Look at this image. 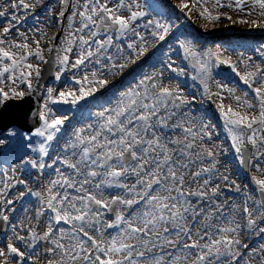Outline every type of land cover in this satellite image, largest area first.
Masks as SVG:
<instances>
[{"label":"snow or ice","instance_id":"snow-or-ice-1","mask_svg":"<svg viewBox=\"0 0 264 264\" xmlns=\"http://www.w3.org/2000/svg\"><path fill=\"white\" fill-rule=\"evenodd\" d=\"M177 10L188 20L264 30V0H0V124L34 122L7 136L29 145L36 138L37 158L25 163L38 174L34 189L31 176L0 169V264H264V42L201 50L181 35L160 59L154 50L173 33ZM33 16L39 26L28 24ZM177 50L187 69L172 58ZM146 61L150 73L133 67ZM45 66L56 82L69 78L37 96ZM221 66L246 88L238 94L215 80ZM187 70L202 89L199 104L214 103L230 148L214 142L216 125L193 110L196 94L179 80ZM33 97L43 102L33 108ZM77 111L90 122L65 139L68 112ZM230 150L253 171L254 194L219 174L218 158ZM222 184L242 200L220 202ZM26 196L35 204L15 216L13 204ZM253 233L259 246L247 239Z\"/></svg>","mask_w":264,"mask_h":264},{"label":"rangeland","instance_id":"rangeland-1","mask_svg":"<svg viewBox=\"0 0 264 264\" xmlns=\"http://www.w3.org/2000/svg\"><path fill=\"white\" fill-rule=\"evenodd\" d=\"M140 2L142 3V4H144L145 2H146V0H140ZM153 2H159V3H165V4H167V3H172V4H174L175 2H176V0H147V3H153ZM46 3H48V4H50V5H56V3H57V0H46ZM43 10H44V12L46 11V9L45 8H43ZM147 10V9H146ZM245 11H247V9H245ZM176 16L177 17H179V19L178 20H176L174 23H175V25H176V27L178 28H180L179 29V33H183V32H185L186 30H188V29H190L191 30V32L192 33H194L198 38L195 40L196 41V47L197 48H199V49H201V50H203L204 49V47H205V49H207V48H209V47H213V46H217L218 45V42H221V43H225L226 41L228 42V34H226V33H215L214 31H220V30H215V28H220L221 29V32H223L222 30H223V27H225L226 26V24L228 23V22H230L229 20H227V19H224V18H222L221 19V21H219V22H215V23H213V22H207V21H203V20H200V19H197L195 16L193 17V18H195L196 20H197V29L196 28H192L191 27V24H189V21L188 20H186L187 19V17H185V16H183L181 13H179V11L177 10L176 11ZM228 14L229 15H231L232 17H233V19L234 20H240V19H249V17H247L246 15H243V14H241V15H237L235 12H231V11H229L228 12ZM67 15H70V12H68V13H66V16ZM41 17V16H40ZM43 17L44 16H42V20H43ZM34 19H35V17H33ZM256 17H252V19H255ZM77 19H78V17H77ZM2 22H4V21H2V20H0V23H2ZM33 22V21H32ZM28 24H31V22H28ZM63 25L66 27V25H67V19L65 18L64 19V21H63ZM78 26V25H77ZM234 27L235 26H237V27H239V26H244V24H240V23H234V25H233ZM59 27V26H58ZM25 29V26H21V30L23 31ZM55 28H50V29H47L48 30V34H49V36H52L54 33H56L57 32V29H55ZM254 29H258V28H254ZM174 31V30H173ZM257 34V33H256ZM260 36V37H259ZM176 37H178V35L177 34H175L174 32L170 35V37H168V38H166V41H164V42H161V44L160 45H158L157 46V48L158 47H160L159 49H160V53H158V57H160V59H163V55H162V53H161V50H163V49H168V44L169 43H173L174 42V40L176 39ZM256 37H258V38H264V35H256ZM57 43H59V40H57L56 41ZM208 42H213V44H210V45H208L209 43ZM213 45V46H212ZM174 47H175V45H174ZM162 48V49H161ZM241 48V47H240ZM240 48H237V51H245L246 50V48H244V49H240ZM214 49V48H213ZM250 54H253V53H251L250 52ZM180 55V53H179V51L177 50V52H176V54L172 57L173 59H176L177 60V63L181 66V67H185L186 69H187V63L185 62V61H183L182 59H178V56ZM148 61H146L145 63H143V64H141V66H143V65H145L146 63H147ZM148 65H149V62H148ZM140 66V65H139ZM137 68H139V67H137ZM136 68V69H137ZM187 71H189L190 72V70H187ZM150 73V72H149ZM187 74V73H186ZM190 74V73H189ZM214 79H216V80H223V82L224 83H227L228 85H232L233 86V84H236V85H239V90H244L245 88H246V86L245 85H243L242 83H240L239 82V78L238 77H235V75L234 74H232L231 72H230V70L229 69H227V68H225V67H223V66H221V68H219V69H215L214 70ZM225 75H227V77H228V79H226V80H224L223 78H224V76ZM184 77V76H183ZM69 78V76L66 74L65 75V77L63 78V79H68ZM189 78H190V76H189ZM63 79H62V81L61 82H56L55 80H54V82L52 83V84H50L49 86H57V87H59V86H61L62 84H63ZM191 81V80H190ZM182 84V83H181ZM191 84L193 85V91H189V89H187L186 88V86H182V87H184V88H186L187 90H185V92H186V94L187 93H191V94H196V102L193 104V107H197V105L199 106V100L201 99V97H200V95H199V93L202 91V89H200V87H199V85H198V83L197 82H194V81H192L191 82ZM183 85V84H182ZM189 87H190V83H189V85H188ZM48 87V86H47ZM46 87V88H47ZM188 87V88H189ZM231 87V86H230ZM46 90V89H45ZM213 90H215V86L213 85ZM238 94H239V91H238ZM191 98V97H190ZM43 101L42 100H40L39 101V103H42ZM206 105H207V107H209V109L212 111V113H210V117L208 116V117H206V122L210 119L211 120V122L212 123H214L215 125H216V129H215V131H217V132H215L216 133V135L218 134V136H219V138H215L216 137V135L215 134H213L215 137H214V142L215 143H217V144H221V143H223V146L224 147H229L230 148V143L227 141V138H226V134L224 133V131H223V128H222V122L219 120V117H218V113L216 112V109H215V105H214V103L212 102V101H210L209 103H206ZM64 108H68V106H63ZM200 107H201V105H200ZM96 110H98V109H96V108H93L92 109V111L94 112V111H96ZM86 113V112H85ZM73 113L72 112H68V116H70V115H72ZM76 114H78V116H80L81 115V113L79 112V111H77L76 112ZM86 115H87V113H86ZM79 118V117H78ZM80 118H81V116H80ZM68 122V121H67ZM67 122H66V124H65V128H68V126H67ZM85 125V124H84ZM10 129H12V128H10ZM10 129H7L6 131H3V132H0V140H5V139H7L8 138V136H7V132L10 130ZM64 129V128H63ZM15 130H17L19 133H25V132H22V131H20V130H18V129H15ZM62 134H64L65 135V130L64 131H62L61 132ZM30 134V133H29ZM67 134V133H66ZM15 139V145H16V147H18V146H20L21 147V149H22V152H20V154L17 156V158H16V160H14L15 161V163H13L14 161H11L10 159H9V157L7 158L8 159V164L5 166V167H7V168H9V169H11L12 167H15L16 168V176L18 177V178H20V179H25V180H28V177L29 176H31L32 177V181L30 182V186L32 187V188H36V184H35V180H34V178H36L35 177V175L37 176L38 174L35 172V170H33L32 168H31V166L29 165V164H26L25 163V161H27L28 159H36L37 158V156H36V154H34V153H32V151H31V147H29L30 145H29V143L27 142V141H25V140H23L22 138H21V136H19V135H17L16 137H9V141L10 142H13V140ZM36 140V138H33V142ZM18 142V143H17ZM32 142V143H33ZM14 144V143H13ZM23 145H26L27 146V149L24 151V147H23ZM33 145V144H32ZM4 144H0V154H4V152H5V149H4ZM13 150V149H12ZM230 154H232L231 156H230V158H235V154H234V152H232L231 150L228 152V155H230ZM224 155V154H223ZM227 155V158L229 157ZM28 156V157H27ZM30 156V157H29ZM225 156V155H224ZM48 157H46L45 158V161L47 162V163H51V160H52V158H50V159H47ZM231 162H233V163H231ZM230 163H231V165L233 166V167H235V170L239 173V174H241V176L242 177H244V180L242 179V182H247V180H250L251 181V179H250V177H251V175L253 174V171H248L247 173H244L243 171H242V169H241V167L239 166V164H238V162L237 161H235V159H233V160H231L230 161ZM25 166H26V172L25 171H23V168H25ZM4 167V168H5ZM0 169H3V168H0ZM46 170H48L47 168L44 170V172L45 173H47V171ZM54 170V169H53ZM234 170V171H235ZM50 171V170H49ZM32 173L31 175H29L30 173ZM9 174H11V172L9 173ZM48 174H49V172L45 175V178H49L48 177ZM54 174V173H53ZM3 177V172L2 171H0V178H2ZM25 177V178H24ZM243 184V183H242ZM246 184V183H245ZM245 184H243V185H245ZM0 186H2V184H0ZM221 187H223V188H225V185H221ZM18 188V187H17ZM231 189V188H230ZM19 191H21V190H23V188H22V186H20L19 187V189H18ZM19 191L18 192H14L13 194L15 195V194H18L19 193ZM225 191H227V189H225ZM229 192H232V190L230 191L229 190ZM250 193H252V194H254V191L252 190V191H250ZM27 197V196H26ZM25 197V198H26ZM9 198H11V197H9ZM25 198H24V200L22 201V203L20 204V205H17L16 203H18L19 204V201H16L14 204H13V207H18V206H21L22 204H23V202L25 201ZM33 205L35 204V203H32ZM31 204V206L30 207H32L33 205ZM31 209V208H30ZM22 214H24L23 213V210H22V212L20 213L19 212V215L18 216H20V215H22ZM28 215H31V212H29L28 213ZM63 226V225H62Z\"/></svg>","mask_w":264,"mask_h":264},{"label":"bare ground","instance_id":"bare-ground-1","mask_svg":"<svg viewBox=\"0 0 264 264\" xmlns=\"http://www.w3.org/2000/svg\"><path fill=\"white\" fill-rule=\"evenodd\" d=\"M42 18V17H41ZM186 20H188V19H186ZM43 21V20H42ZM189 21V24H191V27L192 28H196L197 29V20L195 19V18H193V20H188ZM29 25H32V23L31 24H29ZM35 26H39L38 24H34ZM234 25V23H232L231 21L230 22H228L227 24H226V26L225 27H223V32H221V29L220 28H215V30H220V31H214L215 33H226V34H228V42L226 41L225 43H221V42H218V45H220L222 48L223 47H228L230 50L232 49V48H236V50H237V48H240V49H244V48H246V50L245 51H247V49H248V47L249 46H251V47H255V46H257L259 43H261V42H264V38H258V37H256V35H264V30H261V29H254V28H250L248 25H244V26H239V27H237V26H233ZM58 26L59 25H57L56 27H53V28H55V29H57L58 28ZM54 29V30H55ZM180 29V28H179ZM179 29L178 28H176V27H174V33L175 34H177L178 36H181V35H183V36H188V37H190V38H192V39H194V40H196L198 37L194 34V33H192L191 32V30L190 29H188V30H186L185 32H183V33H179ZM24 30H26V26H25V29ZM257 33V34H256ZM260 37V36H259ZM209 44L208 45H210V44H213V42H208ZM213 46V45H212ZM215 47L216 46H213L212 48H214L215 49ZM204 49H205V47H204ZM159 50V49H158ZM167 49L165 48V49H163L162 51H161V53L162 52H164V51H166ZM160 51V50H159ZM252 53V52H251ZM176 54V52L175 53H172L171 55H172V57L174 56ZM248 54H250V51L248 52ZM156 55H158V53L156 54ZM157 67H159V65H157ZM136 71L137 72H140V71H147V72H151L152 71V69L149 67V65H148V62L145 64V65H143V66H141V67H139V68H137L136 69ZM186 75L183 77H180L179 78V80H180V82L182 83V84H184V85H182L181 84V86H186V88L187 89H189V91H193L194 89V87H193V85L191 84V82H192V80L189 78V76H190V72L189 71H186ZM44 75L45 76H48V71L47 72H45L44 73ZM191 80V81H190ZM216 80V79H215ZM219 81V80H218ZM50 79L48 80V81H46L44 84H46V86H49L50 84H52V82H50ZM189 83H190V87L188 86L189 85ZM229 87L231 86L232 87V85H228ZM233 86H235V87H237V89H238V91H239V85H236V84H233ZM189 87V88H188ZM184 90H187L186 88H184V87H182ZM46 89V88H45ZM46 91V90H45ZM205 106H207V105H205L204 104V107H197V108H195V107H193V110H198V111H196V115H197V117L203 112V113H206V114H208V110H207V107H205ZM80 116H81V118H80ZM80 116H78V115H75V118H73V114L72 115H70L69 116V120H68V122H67V126H68V128H65L64 127V129L62 130V131H64L65 130V135L64 134H60L62 137H64L65 139L67 138V136L68 135H70L71 134V130H72V128H73V126H75V127H80V126H82V125H84V124H87V123H89L90 121L87 119V118H85L87 115H86V113H83V115H80ZM209 117H210V114L208 115ZM79 117V118H78ZM207 117V116H206ZM12 129H15V128H12ZM15 131H17V130H15ZM18 132V131H17ZM19 133V132H18ZM67 133V134H66ZM3 140V139H2ZM4 141V149H5V152H4V154H0V168H4L7 164H8V157H9V159L11 160V161H14V160H16V158H17V156L20 154V152H22V149H21V147L20 146H18V147H16V146H14L13 145V143H15L14 141H15V139L13 140V142H10L9 141V137L7 138V139H5V140H3ZM33 145L35 144V141L32 143ZM33 145H30L29 147H32ZM23 147H24V151L27 149V146L26 145H23ZM13 149V150H12ZM57 154V150H56V144H55V142L53 143V146H52V150H51V156L50 157H48L47 159H50V158H54V156ZM232 154H230L229 155V157H228V159L227 160H224V158L222 157V154H221V156L218 158V160H219V174H227V175H229V178H230V180H235L236 181V183H238V184H240L241 185V188H242V190H243V184H248L249 185V188L247 189L249 192L250 191H254V186L253 185H251V181L250 180H247V182H242V179H243V177L242 178H240L241 177V175L235 170V167H233L232 165H231V163H233V162H229V161H231V160H233V159H235V158H230V156H231ZM28 157V156H27ZM30 157V156H29ZM32 159V158H31ZM235 161H236V159H235ZM57 166H59V165H57ZM235 170V171H234ZM23 171H25L26 172V166H25V168H23ZM47 171V173L48 172H50L49 171V169L48 170H46ZM53 173H54V170H51ZM27 173V172H26ZM30 173V172H29ZM33 173V172H32ZM32 173H30L29 175H31ZM47 173H45V175L47 174ZM35 177H36V175H35ZM25 178V177H24ZM36 178H34V180H35ZM214 179V181H215V178H213ZM244 180V179H243ZM243 183V184H242ZM222 185H225V184H222ZM194 187H195V185H194ZM225 188L227 189V191H223V196L220 198V202H223V201H225V200H228V201H231V200H236V201H241L242 200V193H233L232 195H230V193H229V190H230V188H231V186L230 185H225ZM10 191H12L13 193L14 192H18L19 190H18V188H16V189H12V190H10ZM235 194H236V196H235ZM29 201H31V204L32 203H35V200H34V198H32V197H30V196H27L26 198H25V201L23 202V204H22V207H15V209L17 210L16 211V213H15V216L16 215H19L18 213L25 207V206H27V207H29V208H32V207H30L31 206V204H29ZM33 205V204H32ZM8 227H11V225H9ZM247 239H248V241H250L252 244H253V246H259V244L261 243V238L260 237H257L254 233L252 234V235H250L249 237H247ZM254 240V241H253Z\"/></svg>","mask_w":264,"mask_h":264}]
</instances>
